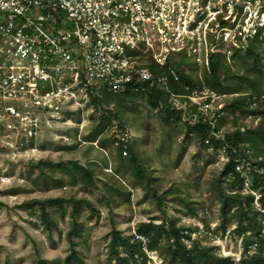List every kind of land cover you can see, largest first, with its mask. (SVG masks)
<instances>
[{"label":"built area","instance_id":"obj_1","mask_svg":"<svg viewBox=\"0 0 264 264\" xmlns=\"http://www.w3.org/2000/svg\"><path fill=\"white\" fill-rule=\"evenodd\" d=\"M263 36L264 0H0V148L34 151L65 114L90 110L100 116L101 106L92 100L128 88L155 87L167 93L169 110L181 112L182 121L194 125L203 119L213 128L230 96L204 86L187 95L171 93L169 84L180 81L176 66L191 81L201 79L191 69L205 72L211 56L229 60ZM131 140L127 127L112 133L124 157ZM232 152L234 171L248 193L250 173L264 169L246 160L247 151ZM227 153L216 151L222 166L229 162ZM5 182L0 175V185ZM216 226H185L191 228L184 232L190 240L182 241L188 245L203 236L213 244L202 246L217 248L216 242L231 235L215 233ZM129 234L147 260L159 257L135 229Z\"/></svg>","mask_w":264,"mask_h":264},{"label":"rangeland","instance_id":"obj_2","mask_svg":"<svg viewBox=\"0 0 264 264\" xmlns=\"http://www.w3.org/2000/svg\"><path fill=\"white\" fill-rule=\"evenodd\" d=\"M260 51L264 56V49ZM219 55L231 73L243 75L236 62L235 65L231 59ZM191 71L201 78L204 74L199 68ZM261 85L264 90V79ZM108 109L115 111L116 118H109L95 142H85L84 137L97 127L100 116L86 110L65 114L67 120L53 124L34 151L13 154L0 148V175L6 177V182L0 185V264H63L68 252L65 234L70 221L57 220L58 212L52 210L58 229L50 233L43 230L36 218L18 208L31 199L75 198L91 204L89 208L83 203L79 211L83 238L78 249L86 264H109L107 243L111 228L129 234L138 223L157 217L154 222L158 224L165 216L176 219L179 226L201 225L202 220L208 226L218 224L219 207L210 189L211 181L223 167L216 154L202 150L194 139L184 141L180 124H164L143 101L123 104L113 100L98 112L105 113ZM261 121L224 116L219 122L220 133L253 128ZM119 124L129 129L133 149L150 170L151 187L157 197H162L160 205L152 192L145 195L117 159L112 133L119 129ZM30 159L46 161L40 169L32 170ZM70 160H77L93 171L97 177L94 186L83 187L78 180L49 167ZM259 160L264 162V152ZM40 170L44 175H40ZM180 199L198 211L197 218L188 215ZM198 241L204 245L211 243L203 236ZM216 246L218 255L230 257L232 264H264V256L259 262H243L241 243L236 236L218 241ZM158 258L154 256V262L148 260L147 264H165L161 256Z\"/></svg>","mask_w":264,"mask_h":264},{"label":"trees","instance_id":"obj_3","mask_svg":"<svg viewBox=\"0 0 264 264\" xmlns=\"http://www.w3.org/2000/svg\"><path fill=\"white\" fill-rule=\"evenodd\" d=\"M261 49H264V36L260 41L250 45L244 53H231L229 59L237 63L238 70H243V75L231 73L224 61L219 59L220 55L216 54L210 57L208 69L201 79L191 81L189 74L182 70L179 64L176 66L180 81L179 84H169L171 93L187 95L193 88L204 86L216 93L230 96L223 115L215 118L213 128L203 119H199L194 125L182 121L181 112L169 110L167 93L155 87L138 92L128 88L124 93L102 94L99 99L92 100L102 108L113 100L123 104L143 101L164 124H180L183 127L184 141L194 139L202 150L211 149L214 154L221 148L228 152L229 162L223 165L217 177L210 183L211 193L219 207V221L215 233L223 235L229 231L231 236H236L240 240L241 255L245 258L243 261L245 263L259 262L264 256V174L251 172L250 192L244 193V179L234 171L232 158L235 154L232 151H236L237 154L247 151L246 160L256 165L258 169H264V162L259 160L264 152V90L261 85V80L264 79V56L261 55ZM150 68L152 70L153 67L150 66ZM182 102L187 104L188 100L183 99ZM252 103L256 104L253 108H251ZM229 115L240 118H260L262 121L253 128L236 129L222 134L219 122L224 116ZM110 117L116 118L115 111L108 109L102 113L97 127L84 137V141L95 142L102 134ZM118 128L122 129L123 126L119 124ZM212 133H220L222 139H216ZM205 140H208V144L204 143ZM114 149L117 152V159L129 171L136 185L143 189L145 195L149 191L152 192L151 196L160 205L162 197H157L155 190L151 187L153 181L151 172L133 149V145H128L127 157L122 155L120 148L114 147ZM45 161H30V169H40ZM49 167L58 170L73 181L78 180L83 187L95 185L97 177L93 171L77 160L58 161L55 164H49ZM40 175H44L43 170H40ZM180 202L187 208L190 217H198V211L190 207V203L184 199H180ZM255 202L259 208L255 207ZM83 203L91 208V204L87 201L75 198L66 200L60 197L31 199L20 204L18 208L25 211L28 216L36 218L38 226L49 233L53 229H58L57 221L51 215L52 210L58 212L57 220L64 221L68 218L70 225L65 234L68 252L62 263L86 264L78 249L83 238L82 225L79 221V211ZM91 212L95 211L91 210ZM156 220L157 217H151L147 222L138 223L135 232L146 238L147 249L161 256L165 264L233 263L230 257L218 255L216 247L202 246L198 240L192 241L190 246L186 245L182 240L183 238L190 240V236L184 235V232L190 231L191 228L179 226L176 219L165 216L158 224L154 222ZM202 222L206 227L208 226L204 220ZM107 252L109 264H147L148 261L140 243L134 240V236L124 234L115 228H111L108 234Z\"/></svg>","mask_w":264,"mask_h":264}]
</instances>
